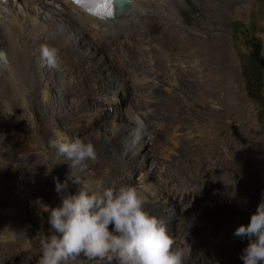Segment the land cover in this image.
I'll list each match as a JSON object with an SVG mask.
<instances>
[{
    "label": "rangeland",
    "instance_id": "1",
    "mask_svg": "<svg viewBox=\"0 0 264 264\" xmlns=\"http://www.w3.org/2000/svg\"><path fill=\"white\" fill-rule=\"evenodd\" d=\"M178 3L177 17H169L167 20L164 14L154 13L149 16L146 20L147 26L143 30L145 36L154 40L153 49L159 58L169 57L172 54L171 48L158 49V39L165 33V29L167 32L169 25L182 27V31L193 30L197 34L202 33L203 36H207L211 53L216 56L217 85L210 90L203 85L201 89L193 88L191 92L186 91L183 97L185 102L181 104H168V98L163 91L158 94L159 98L166 101L169 106L164 118L172 121V114H176L183 116L185 126L193 125L187 123L190 120H196L198 125H204L198 131L187 129L196 136L197 144H194L203 155L198 161L190 158H186L185 162L177 161L174 163V168H182L184 165H194V167L201 165L203 168L214 163L217 166L216 170L203 174L206 179L214 183L208 187L218 185L223 190L228 187L227 185L233 186H230L231 191L238 193L240 201L237 204L228 201L224 208L211 210L202 220V224L213 232L212 241H215L219 234L222 236L220 242H212L215 243L212 245V250L216 257L206 258L208 264L243 263L240 256L248 244L247 237H234L235 243L231 249L228 247L219 251L216 249L218 246L226 245L225 241L231 234L234 235L237 227L247 226L250 216L264 199V0H178ZM27 11L16 15L25 32L19 35L17 31L15 35L21 45L19 51L22 62L19 69L22 71L12 69L6 49L0 47L5 52V59H0V168L5 165L6 169L13 171V175L9 177L10 184L3 193L6 197L0 200V264H37L41 251L40 239L43 236L56 234L48 222L49 209L59 207L62 197L75 195L78 192L79 186L69 179L71 162L49 146L50 141L56 139L54 133L60 130L71 139L87 140L88 136H93L92 134L108 132L109 124L116 123L119 127L127 120L126 116L119 112L122 116L120 121L123 123L120 124L119 121L110 123L116 120L114 114L118 111L112 113L110 118V114L108 115L110 111H107L108 118L101 123L98 119H94L92 124L83 120L78 132L69 129L67 125L69 116L77 119L78 115L72 114L71 111L72 103L76 102L73 92L75 87L69 89L68 83L75 82L81 70H86V57L74 53L73 48L65 42L64 36L57 30L56 23L66 22L55 13L52 12L51 15L35 9ZM53 16L55 19L52 18ZM66 28L69 34L76 35L74 26L67 23ZM51 32L57 35L56 40L46 39L52 34ZM9 35L5 34L8 46L12 39H15L12 38V34ZM95 40L96 44L92 40L89 49H93L95 57H100V61H103L105 56L108 59L112 57L110 52L115 43L110 39L107 43H104L105 39ZM84 43L85 41L80 39L77 48L84 49ZM45 50H55V57L49 60L44 55ZM114 51L112 53H115ZM121 51L125 54L124 47ZM139 52L136 48L132 50L134 59L128 62L130 67L119 69L124 71L127 79H133V70L140 66ZM177 62L178 66L172 69H178L179 66L188 69L187 66L192 64L188 58ZM102 72L103 70H98V73ZM167 72L163 74L161 71L158 72L164 76L166 85L178 83L175 77L168 78L172 70L169 69ZM104 73L108 75L107 72ZM188 79V77L184 78V80ZM227 79L228 85H226ZM6 83L8 86L13 85L7 94L2 92ZM64 83L67 85L64 86ZM88 83L94 81L89 79ZM141 91L143 90L138 89V93ZM134 98L135 94L131 93L127 102L129 100L133 103ZM133 105L136 108L134 103ZM91 125L94 127L90 128ZM87 130H90L88 134L85 133ZM216 136L220 141L218 143L215 142ZM232 136L233 140H231ZM118 138L119 136H116L113 140ZM240 138L247 139L249 147L246 158L254 171L246 168L241 170L239 177L233 176L230 171L222 173L219 165L230 164L233 150L239 149L242 145ZM213 143L216 145L214 146ZM113 147L118 149V154L109 151L108 153V149L101 150L102 147L96 146L97 159L86 161L87 167L77 173L82 182H92L95 185L99 178L110 175L121 165L124 166L122 158L126 149L121 151L122 146L118 144H112L110 148ZM259 149L262 152L260 155L257 151ZM210 150L214 152L207 153ZM177 154L179 155L178 151ZM118 179L117 185L127 186L125 179L121 177ZM193 180L196 181L197 176ZM56 181L62 184L66 182L67 187L57 192ZM148 183L152 184V182L146 184ZM246 187L254 190L252 196L246 195L244 190ZM217 195L223 196V192L218 190ZM217 195L215 192L207 193L204 198H199L197 201H187L186 212L198 209L195 206L211 205ZM168 203L166 205H169ZM164 209L167 213L169 207L164 206ZM199 227L202 228L201 225ZM195 229L192 234L197 233ZM176 246L179 247L180 244L176 242ZM65 264H103V262H97L96 258L81 253L76 258H69Z\"/></svg>",
    "mask_w": 264,
    "mask_h": 264
},
{
    "label": "bare ground",
    "instance_id": "2",
    "mask_svg": "<svg viewBox=\"0 0 264 264\" xmlns=\"http://www.w3.org/2000/svg\"><path fill=\"white\" fill-rule=\"evenodd\" d=\"M32 5L35 10H42L44 13L48 12L51 15L53 12L63 22H66L65 24L56 23L58 26L57 30L64 36L65 42L73 48L72 51L74 53L82 54V56L86 57V70H81L75 82L68 83L69 89L73 86L75 87L73 92L76 102L72 103L73 107H71V111L72 114L78 115L77 119L69 116L67 122L69 129L78 132V127L81 126L83 120L92 124L94 119H98L99 123H101L104 119L108 118L106 116L107 111H110L108 113V115L110 114L109 118L112 116V113L118 111L114 114L116 120L110 123L117 121L120 124L123 123V121H120V117L122 116L119 112H122L127 118L123 126L117 127L116 123L114 125L109 124V130L105 134H92L93 136H88L87 138L94 145L102 147L101 150L108 149L107 152L119 153L118 149L114 147L113 149L110 148L112 144L121 145V151L126 149L122 158L124 166L121 165L110 175H105L99 178L98 181L102 182L103 187H112L118 190L121 186L116 183L119 181L118 178L121 177L125 179L127 186H135L144 197L145 210L150 215L165 221L169 235L181 247L185 249L189 247V256L186 258L185 264H208L209 262L206 257H216L214 250H212V245L216 243L215 241L220 242L222 236L219 234L217 238L215 237L216 240L212 241L213 232L202 224V220L211 210L224 208L228 201L237 204L240 199L238 198V193L236 194L234 193L235 191H231V187L233 186L230 183L231 187L226 184L228 187L223 190L218 185H216L217 187H208L211 184L214 185V183L206 179L203 174L212 172L217 167L214 163L203 168L201 165L198 167L184 165L182 168H174V163L177 161L185 162L186 158L198 161L203 155L197 149L196 136L191 134V131L188 132L187 129H196L198 131L204 125H198L196 120H190L187 123H192L193 125L185 126L186 122L184 123L183 116L176 114H172V121L171 119L164 118L166 117V110L169 108L168 104L173 105L185 102L183 97H185L186 91L191 92L193 88L195 90L197 88L201 89L203 85L208 90L216 88V56L211 53L207 36H203L202 33L197 34L193 30L182 31L183 28L177 27V24H173L176 27L169 25L167 32L165 29V33L158 39V49H162V47L171 48L172 54L169 57H158L153 49L154 40L147 39L143 31L147 26L146 20L149 16L154 15V13L156 15L164 14L167 20L169 17H177L178 0L176 2L174 0H128L125 9L119 8L115 2L112 16L108 17L104 15L102 18L90 14L87 10L88 7L78 4L73 0H31L29 2L25 0H5L0 4V47L6 49L12 69H19L21 67L19 66L20 62H22L20 60L21 52L19 51L21 45L15 36L16 32L18 31L19 35L25 33L16 15L26 13L30 9L34 11ZM67 23L74 26L76 35L74 33L71 35L67 32ZM5 34H12V38L15 37L11 42L8 39L10 42L9 46ZM96 38L99 41L105 39L104 43L109 42L108 39L115 43L114 47L111 48L112 52L115 50V53L110 52L112 57L108 59L105 56L103 61H100L101 58L95 57L93 49L89 50L93 41L96 44ZM46 39L56 40L57 35L52 33ZM80 39L85 41L84 49L82 48L81 50L77 48ZM123 47L125 48V54L121 51ZM135 48L140 51L138 59L140 66L133 70V79H127L124 71L119 69L126 66L130 67L128 62L134 59L131 51ZM185 58H188L192 62L191 65L187 66L189 67L188 69H185L184 66L172 69V67L178 66L177 60H184ZM89 69L96 70L91 71ZM169 69L172 72H169L168 78L175 77L178 83L166 85L164 76L158 73L159 71L162 74L165 71L168 73L167 70ZM19 70L22 71V69ZM98 70H103V72L98 73ZM104 72H107L108 75H105ZM182 76L183 79H181ZM185 77L189 79L184 80ZM89 79L94 81V83H88ZM180 79L182 80L181 83L179 82ZM65 83L64 86L67 85ZM226 85H228V79ZM12 87L13 85L8 86L6 83L2 92L7 94ZM14 88L16 89L17 87L14 86ZM138 89L147 92L141 91L138 93ZM160 91H163V94L167 96L168 104L159 98L158 94L161 93ZM131 93L135 94L133 103L136 105V108L132 101L129 102L128 100L127 102V98ZM48 108V105H46V109ZM92 127L94 126L91 125L90 128ZM89 131L87 130L85 133L88 134ZM58 133L63 132L57 130L54 133L55 138ZM116 136H119V138L114 141L113 138ZM217 137L215 139L216 143L220 142ZM231 140H233V136ZM240 141L242 145L239 149L233 150L230 164L227 166L219 165L222 173L230 171L236 177L242 172L241 170L246 168L253 170L246 158L249 147L247 139L240 138ZM213 144L214 146L216 145L215 143ZM257 151H259L258 155L262 153L260 149ZM213 152V150H210L207 153ZM125 166L127 168H124ZM12 175L13 171L6 169L5 165H3V168H0V200L6 197L3 193L6 192V188L10 184L9 177ZM196 176L197 180L194 181L193 178ZM244 179L247 180V178ZM147 182H152V184H146ZM246 188H244L246 195L252 196L254 190L250 187ZM218 190L223 192V196L217 195ZM214 192L218 196L214 199V203L211 205L207 204L206 206H195L198 209L189 213L186 212L187 201H197L199 198H204L205 194ZM167 202H169V205H166ZM164 206L169 207L167 213ZM194 229L197 233L192 234ZM234 237L236 235L231 234L228 240L225 241L226 245L218 246L216 250L219 251V249H226L227 247L231 249L235 243ZM96 261L100 260L96 259ZM231 264L243 263L233 262Z\"/></svg>",
    "mask_w": 264,
    "mask_h": 264
},
{
    "label": "clouds",
    "instance_id": "3",
    "mask_svg": "<svg viewBox=\"0 0 264 264\" xmlns=\"http://www.w3.org/2000/svg\"><path fill=\"white\" fill-rule=\"evenodd\" d=\"M48 52L52 60L55 50ZM49 146L71 162L69 179L79 188L77 194L62 197L59 207L49 209L48 222L56 234L40 239L37 264H65L81 253L103 264H185L189 247L176 246L165 221L145 210L144 197L135 186L117 190L100 181H81L77 173L87 167L86 161L97 159L93 142L58 133ZM66 187V182L56 181L57 192ZM234 235L248 238L240 256L243 264H264V199L247 226L237 227Z\"/></svg>",
    "mask_w": 264,
    "mask_h": 264
},
{
    "label": "snow or ice",
    "instance_id": "4",
    "mask_svg": "<svg viewBox=\"0 0 264 264\" xmlns=\"http://www.w3.org/2000/svg\"><path fill=\"white\" fill-rule=\"evenodd\" d=\"M74 2L81 4L84 0H74ZM115 2H117V0H95V6L89 7L87 10L90 14L98 16V18H102L104 15L111 17ZM44 55L51 60V56L47 50H45Z\"/></svg>",
    "mask_w": 264,
    "mask_h": 264
},
{
    "label": "water",
    "instance_id": "5",
    "mask_svg": "<svg viewBox=\"0 0 264 264\" xmlns=\"http://www.w3.org/2000/svg\"><path fill=\"white\" fill-rule=\"evenodd\" d=\"M116 4L118 5L119 8L125 9L128 4V0H117ZM0 59L4 60L5 59V53L3 49H0Z\"/></svg>",
    "mask_w": 264,
    "mask_h": 264
},
{
    "label": "trees",
    "instance_id": "6",
    "mask_svg": "<svg viewBox=\"0 0 264 264\" xmlns=\"http://www.w3.org/2000/svg\"><path fill=\"white\" fill-rule=\"evenodd\" d=\"M260 124H261V120H260Z\"/></svg>",
    "mask_w": 264,
    "mask_h": 264
}]
</instances>
